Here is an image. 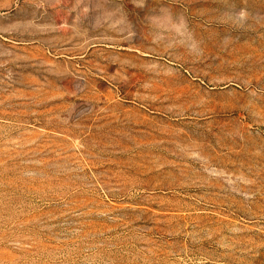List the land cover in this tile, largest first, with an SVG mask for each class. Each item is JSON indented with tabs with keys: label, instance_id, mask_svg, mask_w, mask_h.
<instances>
[{
	"label": "rangeland",
	"instance_id": "obj_1",
	"mask_svg": "<svg viewBox=\"0 0 264 264\" xmlns=\"http://www.w3.org/2000/svg\"><path fill=\"white\" fill-rule=\"evenodd\" d=\"M0 264H264V0H0Z\"/></svg>",
	"mask_w": 264,
	"mask_h": 264
}]
</instances>
